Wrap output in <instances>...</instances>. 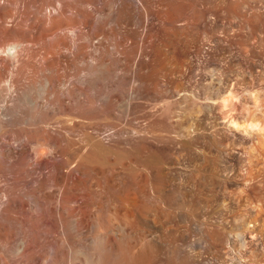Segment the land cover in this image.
Masks as SVG:
<instances>
[{
  "label": "bare ground",
  "instance_id": "bare-ground-1",
  "mask_svg": "<svg viewBox=\"0 0 264 264\" xmlns=\"http://www.w3.org/2000/svg\"><path fill=\"white\" fill-rule=\"evenodd\" d=\"M253 2L0 0V264H264Z\"/></svg>",
  "mask_w": 264,
  "mask_h": 264
},
{
  "label": "rangeland",
  "instance_id": "rangeland-1",
  "mask_svg": "<svg viewBox=\"0 0 264 264\" xmlns=\"http://www.w3.org/2000/svg\"><path fill=\"white\" fill-rule=\"evenodd\" d=\"M242 1L245 5L249 4L248 8L242 5L243 11L245 12L246 10L245 13L253 10V7L250 3L253 4L254 0ZM243 11L242 33L245 34L246 37H244V39L242 40V84L243 86L253 87V89L260 95V101H258L259 104H263L264 106V21L258 23L261 27L256 31L257 34L262 35L263 39L262 41H258L256 33L252 32L249 29L250 27L246 26V17ZM256 117L262 119L264 123V112L261 111L260 107L252 104L249 108H247L242 105V120L245 118ZM262 127L264 126L262 125ZM258 152H260V156L257 155ZM245 155L250 161H253L255 159L261 161V163L258 165L259 168L256 171V174L264 177V128L261 130V133L255 137V139L246 144ZM252 182L253 179H251V183ZM249 186H244L242 188V218H245L246 214L250 212L252 205H257V207L264 209V197H259L254 194L246 196L245 189ZM249 189L250 188H248V191Z\"/></svg>",
  "mask_w": 264,
  "mask_h": 264
}]
</instances>
